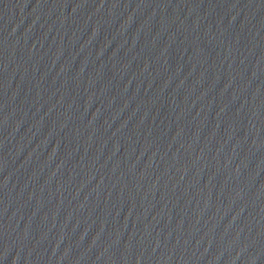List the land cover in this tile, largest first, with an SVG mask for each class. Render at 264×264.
<instances>
[{
	"label": "water",
	"instance_id": "95a60500",
	"mask_svg": "<svg viewBox=\"0 0 264 264\" xmlns=\"http://www.w3.org/2000/svg\"><path fill=\"white\" fill-rule=\"evenodd\" d=\"M0 264H264V0H0Z\"/></svg>",
	"mask_w": 264,
	"mask_h": 264
}]
</instances>
